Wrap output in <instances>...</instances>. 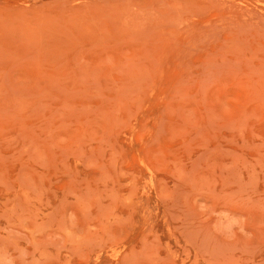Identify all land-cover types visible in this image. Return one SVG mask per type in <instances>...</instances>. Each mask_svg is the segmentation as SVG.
Masks as SVG:
<instances>
[{
	"label": "rangeland",
	"instance_id": "obj_1",
	"mask_svg": "<svg viewBox=\"0 0 264 264\" xmlns=\"http://www.w3.org/2000/svg\"><path fill=\"white\" fill-rule=\"evenodd\" d=\"M0 264H264V0H0Z\"/></svg>",
	"mask_w": 264,
	"mask_h": 264
}]
</instances>
